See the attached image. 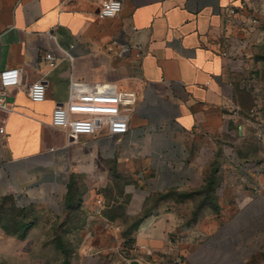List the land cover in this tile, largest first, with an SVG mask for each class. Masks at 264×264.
Masks as SVG:
<instances>
[{"label":"crops","instance_id":"obj_1","mask_svg":"<svg viewBox=\"0 0 264 264\" xmlns=\"http://www.w3.org/2000/svg\"><path fill=\"white\" fill-rule=\"evenodd\" d=\"M103 1L0 0V73L19 69L21 79L5 88L0 79L11 106L0 110V197L24 209L64 206L73 177L86 188L82 208L93 222L81 251L111 247L110 224L121 217L105 202L113 195L118 206L128 197L121 215L142 216L135 233L162 264L169 256L174 264H264V217H254L264 190L224 138L245 127L240 94L256 98L230 41L229 10L242 0H120L118 15L100 18ZM122 45L132 49L120 57ZM38 80L46 84L41 103L27 94ZM72 80L121 96L128 132L54 128L52 110ZM213 176L229 200L220 218L207 205Z\"/></svg>","mask_w":264,"mask_h":264},{"label":"rangeland","instance_id":"obj_2","mask_svg":"<svg viewBox=\"0 0 264 264\" xmlns=\"http://www.w3.org/2000/svg\"><path fill=\"white\" fill-rule=\"evenodd\" d=\"M229 26L231 46L237 48L238 58L246 62L244 88L253 90L256 98L252 102L246 92L240 94L245 127L241 131L229 128L224 138L238 148L244 159L242 167L245 172L252 170L256 173L257 186L264 182V0H242L234 7ZM207 186L212 187L211 195H207V205L212 208L214 216L220 218L223 216L222 207L229 201L223 195L222 181L213 176ZM70 187L69 202L53 208L40 205L21 209L12 206L7 197H0L1 263L162 264V255L156 247L146 245L148 237L135 233L142 216L133 218L120 214L122 205L128 204L127 196L119 206L116 196H105V202L111 205V213L121 216L120 221L114 222L119 229L112 234L111 247L81 251L85 246L82 233L93 222L86 220L88 215L82 208L86 188L73 177ZM186 197L194 196L188 194ZM99 199L103 203V197L99 196ZM156 199L155 195L148 197L144 210L155 205ZM259 213L263 218L264 209L256 212L254 217ZM164 261L165 264H174L171 256Z\"/></svg>","mask_w":264,"mask_h":264},{"label":"built area","instance_id":"obj_3","mask_svg":"<svg viewBox=\"0 0 264 264\" xmlns=\"http://www.w3.org/2000/svg\"><path fill=\"white\" fill-rule=\"evenodd\" d=\"M122 2L120 0H104L98 10L100 18L114 17L120 13ZM229 12L234 13V8ZM135 30V27H133ZM131 46L122 45L118 51V56H125L131 53ZM141 52L137 51L135 57L139 58ZM45 60L50 66L55 65V59L48 53ZM3 88L16 86L21 83L20 70L8 69L0 73ZM29 99L35 103L45 100L46 84L43 80L35 81L27 88ZM4 89L0 90V110L9 111L10 104L4 98ZM122 97L116 94H107L102 88H95L74 82L69 85V93L66 102L58 103L52 110L51 125L54 128L63 130L75 136H87L96 132H104L107 136H123L128 132V115L120 110ZM3 129L0 128V133ZM264 190V182L256 186ZM95 204L99 212L102 205L101 199H96ZM110 228L115 232L119 228L110 224Z\"/></svg>","mask_w":264,"mask_h":264},{"label":"trees","instance_id":"obj_4","mask_svg":"<svg viewBox=\"0 0 264 264\" xmlns=\"http://www.w3.org/2000/svg\"><path fill=\"white\" fill-rule=\"evenodd\" d=\"M208 188V187H207ZM72 195V190H71V187H70V183L68 184V195L66 197V201H65V205L69 202L70 200V197ZM7 199L10 201L11 205L13 206L12 202H11V199L9 197H7ZM21 209H24V208H21ZM26 209V208H25Z\"/></svg>","mask_w":264,"mask_h":264}]
</instances>
